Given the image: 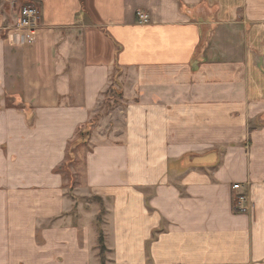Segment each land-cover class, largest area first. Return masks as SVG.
<instances>
[{
	"label": "crops",
	"instance_id": "obj_1",
	"mask_svg": "<svg viewBox=\"0 0 264 264\" xmlns=\"http://www.w3.org/2000/svg\"><path fill=\"white\" fill-rule=\"evenodd\" d=\"M101 232L110 264H264V0H0V264H98Z\"/></svg>",
	"mask_w": 264,
	"mask_h": 264
},
{
	"label": "built area",
	"instance_id": "obj_2",
	"mask_svg": "<svg viewBox=\"0 0 264 264\" xmlns=\"http://www.w3.org/2000/svg\"><path fill=\"white\" fill-rule=\"evenodd\" d=\"M41 17L42 14L38 7L34 5H27L20 11L16 27L19 30L32 34L39 28ZM138 20L141 24H148L150 22V17L145 12H139ZM233 189L235 191H241L243 186L241 184H235L233 185ZM234 202L236 204V208L241 213H248L253 208V205L250 201H248V196L245 194L236 196V198H234Z\"/></svg>",
	"mask_w": 264,
	"mask_h": 264
},
{
	"label": "trees",
	"instance_id": "obj_3",
	"mask_svg": "<svg viewBox=\"0 0 264 264\" xmlns=\"http://www.w3.org/2000/svg\"><path fill=\"white\" fill-rule=\"evenodd\" d=\"M121 75L120 69H117V73L114 74V76L112 77V82L113 85L110 87V89L107 91L106 96L112 94L113 92H117L115 85H117L118 83V78ZM122 96V95H120ZM97 127V122L95 120H92L90 123H88L87 125H85L83 128H81L78 132L77 135V140L75 142L72 143V145L70 146V149L68 151V160L66 162V165L64 167V171H66L67 173L70 172V166L71 164L74 163L75 161V151H76V146L77 143H88L89 139L93 133V131L96 129ZM74 187V183L71 184V188ZM99 250H100V259H101V264H105L106 263V254L109 252V250L107 249L106 245H105V240H104V236L103 233H100V238H99Z\"/></svg>",
	"mask_w": 264,
	"mask_h": 264
},
{
	"label": "rangeland",
	"instance_id": "obj_4",
	"mask_svg": "<svg viewBox=\"0 0 264 264\" xmlns=\"http://www.w3.org/2000/svg\"><path fill=\"white\" fill-rule=\"evenodd\" d=\"M27 5H22V6H19L18 8L20 9L19 10V12L24 8V7H26ZM116 91L117 92H113L112 94H110L109 96H108V98H106L105 99V101L102 103V108H101V110H100V112H99V114L98 115H96L94 118H93V120H95L96 122H97V126H98V124H99V122H100V119L101 118H103L102 116H104L105 114H107L110 110H112L114 107H116L117 105H121L122 103V100H123V98H122V96H120L121 94V92H120V90H118V89H116ZM65 176H66V180H68L69 181V179L71 180V177L68 175V174H65ZM69 185H68V187H70V185L72 184L71 183V181L68 183ZM73 188H75V187H73ZM86 201L88 202V203H90V204H92V202L95 204H97V210H100V209H102L103 208V206L101 205V203L99 202V201H96L95 199H93V198H86ZM87 210H90V209H88L87 208ZM103 214H101L100 213V216H98V220H100V218H101V216H102ZM96 226H97V224H96ZM98 231H99V225H98V229H97ZM98 250H97V256H98V264H101V259H100V250H99V244H98V248H97ZM111 262H110V252H108L107 254H106V263L105 264H110Z\"/></svg>",
	"mask_w": 264,
	"mask_h": 264
}]
</instances>
